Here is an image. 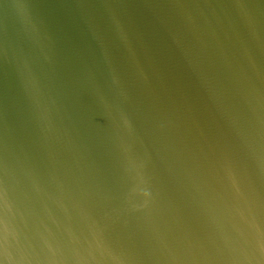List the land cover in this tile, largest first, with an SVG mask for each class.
I'll return each mask as SVG.
<instances>
[{
    "label": "water",
    "instance_id": "obj_1",
    "mask_svg": "<svg viewBox=\"0 0 264 264\" xmlns=\"http://www.w3.org/2000/svg\"><path fill=\"white\" fill-rule=\"evenodd\" d=\"M0 264H264V0H0Z\"/></svg>",
    "mask_w": 264,
    "mask_h": 264
}]
</instances>
